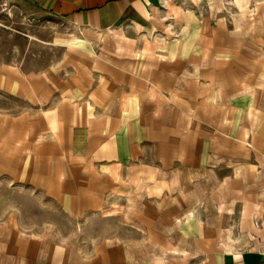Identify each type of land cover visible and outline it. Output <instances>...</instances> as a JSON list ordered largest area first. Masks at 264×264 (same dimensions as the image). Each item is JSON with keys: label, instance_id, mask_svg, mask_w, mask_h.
<instances>
[{"label": "crops", "instance_id": "1", "mask_svg": "<svg viewBox=\"0 0 264 264\" xmlns=\"http://www.w3.org/2000/svg\"><path fill=\"white\" fill-rule=\"evenodd\" d=\"M9 1L71 31L0 64V185L95 228L2 217L0 264H264V0Z\"/></svg>", "mask_w": 264, "mask_h": 264}, {"label": "rangeland", "instance_id": "2", "mask_svg": "<svg viewBox=\"0 0 264 264\" xmlns=\"http://www.w3.org/2000/svg\"><path fill=\"white\" fill-rule=\"evenodd\" d=\"M197 8L199 17L206 15L205 5ZM192 16V20H196ZM70 31L61 20L32 2L0 0V64H16L28 71L44 69L62 57L64 50L58 44L62 43L60 39ZM6 103L14 105L12 100ZM7 188V185H0V218L16 214L28 232H41L54 224L58 227L55 228L57 232L64 229L65 225L68 234L94 233L93 223L91 227L82 228L78 220H72L69 224L66 215L58 208H53L49 200L31 190L24 189L22 193H15L9 189L7 191ZM15 207L18 209L16 212ZM96 222L101 225L103 233L114 229L108 221Z\"/></svg>", "mask_w": 264, "mask_h": 264}]
</instances>
